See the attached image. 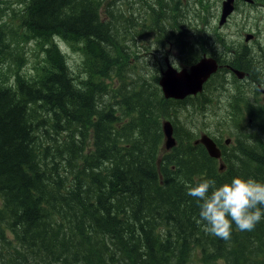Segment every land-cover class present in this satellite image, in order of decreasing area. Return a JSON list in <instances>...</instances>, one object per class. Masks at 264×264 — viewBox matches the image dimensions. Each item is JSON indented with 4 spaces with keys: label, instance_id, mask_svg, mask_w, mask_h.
I'll use <instances>...</instances> for the list:
<instances>
[{
    "label": "trees",
    "instance_id": "16d2710c",
    "mask_svg": "<svg viewBox=\"0 0 264 264\" xmlns=\"http://www.w3.org/2000/svg\"><path fill=\"white\" fill-rule=\"evenodd\" d=\"M17 1L0 0V264H264V219L250 232L233 225L223 240L197 223L187 195L206 178L264 182V106L245 103L254 131L221 149L223 169L188 129L174 125L166 150L162 120L181 106L162 96L157 75L136 72L142 62L120 55L146 26L132 1ZM54 35L79 43L83 79L54 57ZM22 36L44 45L45 63L10 82L2 67ZM241 55L229 64L254 76Z\"/></svg>",
    "mask_w": 264,
    "mask_h": 264
},
{
    "label": "rangeland",
    "instance_id": "374dc122",
    "mask_svg": "<svg viewBox=\"0 0 264 264\" xmlns=\"http://www.w3.org/2000/svg\"><path fill=\"white\" fill-rule=\"evenodd\" d=\"M12 1L14 8L21 7L17 0ZM129 1H132V10L142 14L139 18H144L146 26L142 30L137 28L142 32L135 43L127 41L129 45L123 43V48L118 46V49L121 56L143 63L137 66V73L148 78L157 75L159 79L160 70L166 68L164 56L168 49L173 50L169 60L176 69H180L181 66H177L179 64L186 65V56L201 57V53H205L204 49L208 50L207 56L214 57L222 65L215 76L221 80L220 85L216 79L212 80L203 97L188 99L183 106L171 111L170 116H165L163 120H169L183 135L187 129L190 130L195 139L201 133H206L219 147L221 144L232 145L237 133H247L250 130L253 132V120L246 113L245 103L264 106V94L258 89V85L264 89V0H254L253 3L234 2V10L221 25L219 19L223 0H160L162 4L166 3L162 8L156 5L158 0ZM170 1L179 2L174 12V3ZM125 5L121 2L117 6L121 8ZM155 7L165 13L158 15ZM162 27L172 34L165 38ZM246 34H251L252 37L246 40ZM14 41L11 44L12 51L15 50L14 58L10 59V64L6 63L2 67L5 78L10 82L14 81L16 74L33 76L45 63L44 45L36 46L35 38L22 36L14 38ZM54 46V57L62 54L72 75L83 79L86 74L79 43L72 45L60 35H54ZM238 54L250 58L255 67L254 76L234 79V74L229 69L222 68L225 64L230 66V61L232 65H237ZM236 96L239 98L234 101L233 97ZM201 97L205 99L197 100ZM236 105L237 108L234 109ZM163 142L164 137L162 146ZM216 159L220 167L223 161ZM222 164L224 168V163ZM191 264L201 263L196 261Z\"/></svg>",
    "mask_w": 264,
    "mask_h": 264
},
{
    "label": "clouds",
    "instance_id": "9594fccd",
    "mask_svg": "<svg viewBox=\"0 0 264 264\" xmlns=\"http://www.w3.org/2000/svg\"><path fill=\"white\" fill-rule=\"evenodd\" d=\"M187 195L199 207L197 223L223 240H230L233 225L240 231H253L264 219V182L236 176L217 185L213 179H202L187 187Z\"/></svg>",
    "mask_w": 264,
    "mask_h": 264
},
{
    "label": "water",
    "instance_id": "95a60500",
    "mask_svg": "<svg viewBox=\"0 0 264 264\" xmlns=\"http://www.w3.org/2000/svg\"><path fill=\"white\" fill-rule=\"evenodd\" d=\"M253 2V0H243ZM235 0H223L219 24L221 25L227 16L234 10ZM251 34H246L245 39L251 38ZM219 68L218 62L213 57L203 56L195 63L188 67L176 69L166 61L165 70L161 71V76L158 84L165 98L183 99L189 95H195L203 88V84L208 78ZM238 78H243L245 73L240 69H232ZM261 89V88H260ZM264 93V90L261 89ZM162 131L164 135L163 147L167 150L176 144V139L173 135V126L169 120L162 121ZM204 146L210 157L220 158L221 150L216 142L206 133H201L194 141ZM220 169H223V164L220 163Z\"/></svg>",
    "mask_w": 264,
    "mask_h": 264
},
{
    "label": "flooded vegetation",
    "instance_id": "af4514ba",
    "mask_svg": "<svg viewBox=\"0 0 264 264\" xmlns=\"http://www.w3.org/2000/svg\"><path fill=\"white\" fill-rule=\"evenodd\" d=\"M238 1H239V0H238ZM172 53H173V50H172V49H168V51L166 52V54H165V56H164V62L168 61L169 64H171L169 58H172V57H171V54H172ZM203 56H207V55H206V52H205V53H204V52L201 53V57H203ZM195 57L198 58V57H200V56H199V55H195ZM201 57H200V58H201ZM207 57H211V56H207ZM200 58H199V59H200ZM199 59H198V60H199ZM198 60H197V61H198ZM186 61H187V60H186ZM191 61H192V60L188 61L187 63H189V62H191ZM187 63H186V65L179 64V65H177V66H181V67H180V69H181V68H184V67H188V66H190L191 64H193V63H195V62H192V63H189V64H187ZM165 64H166V63H165ZM219 66H222V65L219 64ZM222 68L229 69L231 72H232V69H233V67H231V65L229 66L228 64H225V67H222ZM162 70H163V69H162ZM162 70H160V71H162ZM244 72H245V71H244ZM160 73H161V72H160ZM245 74H246L245 76L247 77L249 73L245 72ZM258 89L260 90L259 85H258ZM198 93H200V92H198ZM196 97H198V95L195 94V95H189V96H186V97L183 98V99H175V98H168V99L170 100L171 103H174V104H175L176 102H179V103H180V106H183V105H184L183 103L186 102L189 98H196ZM206 98H207V97H206ZM197 100H198V99H197ZM201 100H202V99H201ZM217 146H218V145H217ZM218 147H219V146H218ZM222 147H224L223 144H221L219 148L222 149Z\"/></svg>",
    "mask_w": 264,
    "mask_h": 264
},
{
    "label": "bare ground",
    "instance_id": "6f19581e",
    "mask_svg": "<svg viewBox=\"0 0 264 264\" xmlns=\"http://www.w3.org/2000/svg\"><path fill=\"white\" fill-rule=\"evenodd\" d=\"M257 68V67H256ZM258 78V77H257ZM244 110V109H243Z\"/></svg>",
    "mask_w": 264,
    "mask_h": 264
}]
</instances>
